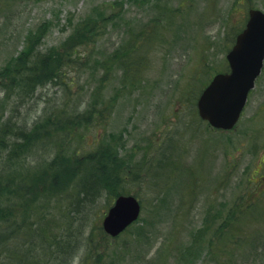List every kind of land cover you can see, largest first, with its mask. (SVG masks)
<instances>
[{"label":"rangeland","instance_id":"1","mask_svg":"<svg viewBox=\"0 0 264 264\" xmlns=\"http://www.w3.org/2000/svg\"><path fill=\"white\" fill-rule=\"evenodd\" d=\"M113 1L118 15L103 24L92 56L104 63L118 45L138 36L144 50L128 81L118 65L91 74L92 56L89 70H66L67 82L79 78L75 85L52 80L29 96H18L22 86L14 90L8 75L0 76V136L15 126L25 135L22 128L38 113L70 117L74 95L83 103L80 111L98 102L96 124H69L53 142L55 133L46 135L39 126L38 136L46 140L25 159L33 170L50 180L46 161L54 171L67 164L56 178L64 183L73 166L80 167L81 155L120 159L106 165L108 172L99 176L104 189L85 205L69 195L70 183L53 193L43 187L35 216L49 230L43 233L60 240L47 241L50 248L34 247L35 263L53 264L57 250L65 248L67 258L58 264H264V190L250 182L263 152L264 65L233 130H212L195 109L198 90L226 67L233 31L248 8L264 11V0H0V70L8 71L25 49L56 57L75 22L100 8L106 17ZM5 141L10 143L8 133ZM6 156L2 152L0 175L19 176L21 163L8 164ZM119 191L136 195L141 213L110 237L101 222Z\"/></svg>","mask_w":264,"mask_h":264},{"label":"trees","instance_id":"2","mask_svg":"<svg viewBox=\"0 0 264 264\" xmlns=\"http://www.w3.org/2000/svg\"><path fill=\"white\" fill-rule=\"evenodd\" d=\"M160 6L164 9L166 7L165 2L161 1ZM117 7L116 2L113 1L110 5V14L105 17L103 9H95L92 14L88 13L86 16L79 19L74 23L72 32L67 35L60 45H62L63 52L56 51V57L54 55H48L47 57L33 50L27 51L21 50L15 58L9 63L8 71L0 70V76L6 74L10 79V87L12 83L16 82L18 78L29 74L30 81L28 84L23 85L22 90L16 93L18 96L25 93L27 96L33 94V91L37 89L39 85H42L47 81H57L64 87H70L77 83L75 75L70 79V83L67 82L66 70L71 67L75 68L76 72H82L89 70L90 57L94 51L95 42L103 34V24L110 22L114 16L113 10ZM165 11V9H164ZM244 25V21L237 27L231 38V44L234 42L235 35L238 33ZM141 36V35H140ZM153 36V33H147L144 36L145 43ZM148 38V39H147ZM30 44L34 43L32 37L27 40ZM148 43V42H147ZM139 37L136 36L134 39L122 46L118 45L113 53H110L105 57L108 59L104 63L100 62L99 58L92 56V62L95 66L90 73H96L100 66H115L118 65L121 69L123 79L128 81L130 77H133L137 70L140 62L141 55H138L144 50V47L140 45ZM230 44V45H231ZM140 45V46H139ZM229 48V47H228ZM98 73V72H97ZM198 89V87H197ZM196 89V90H197ZM14 91V92H17ZM201 88L198 90L197 94ZM196 94V96H197ZM19 102H22L21 100ZM74 105L71 110L70 117L65 119L60 116L51 114L48 115L44 123L35 122L32 124L31 129L35 130V127L47 128V131H53L55 138L51 136L47 139H51L53 142L59 131L64 130L67 125L71 124V129L80 127L86 128L96 124V121L100 115V109L96 106L98 102L87 103L84 110H78V107L82 105L80 101L74 95ZM65 104H63V107ZM63 112L66 113V109L62 108ZM93 113H98V116H93ZM104 118V116L102 117ZM33 120V119H32ZM8 133L10 143H6L5 135ZM2 131L0 136V158L2 152H5L7 156L4 158L9 162H16L20 165L19 176L15 171L11 172L10 176L5 178L0 175V264H27L30 260L32 264H36V260L39 257L37 253L33 251V248L40 246L41 249L50 248L47 241L60 240L59 236H53L51 234L46 235L49 230H44L41 227V222L37 220L39 215L35 216L37 204L40 202L41 195L43 194V187L53 193L60 189V186L67 188L69 183L71 184L69 195H72L74 201L80 196L81 201L84 205L91 202L94 198L92 195L95 192H99L104 189L100 183L101 174L108 172L107 168L102 169L104 164V158L98 160L97 154L81 155L79 158L80 167L71 169L70 175L64 183H60L56 180L62 172L66 173L67 164L61 163L58 166V170L55 169V165L46 161L43 166L49 171V175L54 178L48 180L45 178V174L39 171L33 170L29 167L28 163L25 162L28 152L37 145H43L45 138L39 136H28L20 132V127L15 126L6 132ZM48 139V140H49ZM46 140V139H45ZM50 141V140H49ZM105 151V150H103ZM7 158V159H6ZM117 159V158H116ZM115 159V160H116ZM118 160V159H117ZM19 161V162H18ZM120 159L118 160V162ZM48 163V164H47ZM25 165V166H24ZM0 169L2 167L0 166ZM11 171V168H10ZM42 171V170H41ZM125 175V174H124ZM63 177V176H62ZM118 177V176H117ZM63 181V179H62ZM55 188V189H53ZM66 191H64L65 193ZM119 193H130L119 191L113 193L111 196H116ZM82 203V204H83ZM20 209V211H18ZM35 217V219H34ZM44 235H43V234ZM41 237H45V242H39ZM67 243L69 237H66ZM65 248H59L58 256L53 264H58L60 261L67 258ZM3 260H8L5 263ZM48 264V263H46Z\"/></svg>","mask_w":264,"mask_h":264},{"label":"water","instance_id":"3","mask_svg":"<svg viewBox=\"0 0 264 264\" xmlns=\"http://www.w3.org/2000/svg\"><path fill=\"white\" fill-rule=\"evenodd\" d=\"M230 71L217 73L197 99L199 116L215 128L230 129L237 122L247 94L254 86L264 59V12L247 11L245 27L226 54ZM140 203L133 195H118L102 219V228L116 236L136 220Z\"/></svg>","mask_w":264,"mask_h":264},{"label":"bare ground","instance_id":"4","mask_svg":"<svg viewBox=\"0 0 264 264\" xmlns=\"http://www.w3.org/2000/svg\"><path fill=\"white\" fill-rule=\"evenodd\" d=\"M29 81H30V76H29V74H28V75L25 74L24 76L18 78V80H17L16 82L12 83V87H13V89L15 90L19 85H20V86H23V85H25V84L27 85ZM49 83H50V81H47V80H46V82H45L44 84H42V85H39V86L37 87V89H38L39 87H41V86L48 85ZM64 104H66V103H64ZM65 109H66V106H65ZM45 113H46V112H45ZM45 113H38L37 115L35 114L33 120L30 122V124H27L28 126H25V125H24V127H23L22 129H23V132L25 133V135H28V136L34 137V136H38V135L41 134V132H40L41 129H38V127H35V130H34V129H31V127H32V124L34 123V121H35V122H38V123H44L46 117H47L48 115L51 114V113H50V114L47 115V113H46V115H45ZM42 131H43L44 134H46V135L49 133V130L47 131V128H44ZM28 150H32V149H28ZM106 159H107V158H106ZM106 159H104V161H103L104 164H103V166H102V169H105V168H106V165H108V164H112V165H117V164H118V162H116V161H112V160H110V159H108L107 161H105ZM116 167H117V166H116Z\"/></svg>","mask_w":264,"mask_h":264},{"label":"flooded vegetation","instance_id":"5","mask_svg":"<svg viewBox=\"0 0 264 264\" xmlns=\"http://www.w3.org/2000/svg\"><path fill=\"white\" fill-rule=\"evenodd\" d=\"M228 67H226V70ZM260 169L255 171L256 179L250 180L252 184L256 183L255 185L259 190H264V138H263V152L261 153L260 159Z\"/></svg>","mask_w":264,"mask_h":264}]
</instances>
